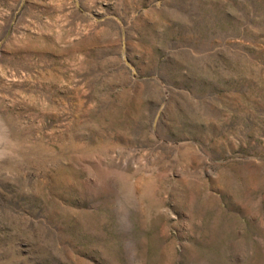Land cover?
<instances>
[{"label": "rangeland", "instance_id": "obj_1", "mask_svg": "<svg viewBox=\"0 0 264 264\" xmlns=\"http://www.w3.org/2000/svg\"><path fill=\"white\" fill-rule=\"evenodd\" d=\"M0 264H264V0H0Z\"/></svg>", "mask_w": 264, "mask_h": 264}]
</instances>
